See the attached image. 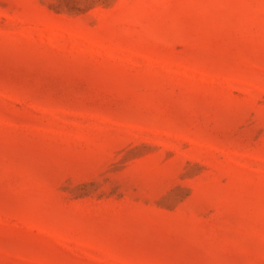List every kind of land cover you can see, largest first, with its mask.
<instances>
[{
	"label": "rangeland",
	"instance_id": "1",
	"mask_svg": "<svg viewBox=\"0 0 264 264\" xmlns=\"http://www.w3.org/2000/svg\"><path fill=\"white\" fill-rule=\"evenodd\" d=\"M0 264H264V0H0Z\"/></svg>",
	"mask_w": 264,
	"mask_h": 264
}]
</instances>
